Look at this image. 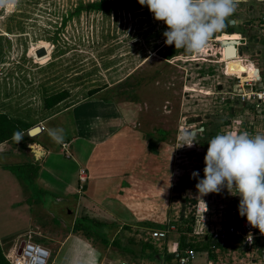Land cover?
I'll use <instances>...</instances> for the list:
<instances>
[{
	"label": "rangeland",
	"instance_id": "rangeland-1",
	"mask_svg": "<svg viewBox=\"0 0 264 264\" xmlns=\"http://www.w3.org/2000/svg\"><path fill=\"white\" fill-rule=\"evenodd\" d=\"M95 1L99 0H0V113L23 120L29 127L43 124L45 128L41 133L24 137L26 128L17 134L22 137L19 142L15 135L0 143V168L13 176L28 194L24 202L16 201L19 208L14 212L13 200L7 204V188L0 172V229L1 225L5 226L0 239L8 237L16 241L20 236L17 230L26 222L30 224L26 213L29 218L42 222L43 218L37 216L42 209L39 204H43L45 211H41L51 226L57 224L55 215L65 218V223L70 221L73 213L60 211L72 203L73 196L64 195L65 199L59 201L51 198L50 203L48 188L50 184L53 188L59 184H54L46 172L37 175V180L35 174L28 176L29 166L20 164L33 161L27 148L29 143H42L50 150L59 146L48 135L49 129L63 128L66 140L71 127L85 124L77 115L72 124L70 112L46 119L50 114L88 96L89 89L109 86L89 97L91 102L83 103V113L96 115L108 109L115 113V108L102 106L113 98L131 125L149 132L148 171L151 177L156 176L157 186L145 182L144 194L155 197L153 201L164 198L163 205L144 222H115L110 228H103L106 238L115 240L117 247L101 246L89 237H86L90 244L87 246L71 237L62 250L56 251L55 242L43 237L40 245L48 250L45 264H119L120 261L178 264L174 259L175 250H181L178 244L196 246L204 236L209 239L207 233L216 212L237 208L239 203V197L227 189L201 195L196 184L204 176L207 140L218 133L240 131L242 127L243 110L236 96L242 81L237 75L246 71L247 64L253 65L245 62L246 59L264 62V25H260L264 24V0H241L228 26L198 53L166 45L162 33L167 26L155 20L146 5L141 6L138 1L127 5L124 0H118L111 10L86 7ZM222 32H234L239 39H245L237 54L233 43L238 39L233 37L223 39L224 43L232 44L231 48L223 46L224 58L218 54L220 42L214 38ZM41 41L48 49L43 63L37 62L30 53L31 48L38 49ZM168 50L173 54L163 57ZM62 91V100L48 108L44 106L47 96ZM94 99L98 102L94 103ZM185 129H195L200 142L192 147H178ZM79 142H82L80 137L65 149L61 145L60 156L52 153L46 158V165L50 161L63 165L66 176L72 178L76 163L69 157L72 154L80 161L77 157L84 145ZM75 144L81 148L75 149ZM194 171L199 173L197 178L192 176ZM11 184L9 181L8 185ZM12 188H8L10 194ZM35 204L38 207L34 209ZM71 208L75 210L76 204ZM118 217L130 219L124 214ZM168 220H178L179 227L168 232L164 239L151 238L152 230L161 229ZM150 221L162 226L150 227ZM142 243L151 247L139 251ZM208 246L201 251L194 249L195 257L187 264H252L240 244L225 243L215 249Z\"/></svg>",
	"mask_w": 264,
	"mask_h": 264
},
{
	"label": "crops",
	"instance_id": "crops-1",
	"mask_svg": "<svg viewBox=\"0 0 264 264\" xmlns=\"http://www.w3.org/2000/svg\"><path fill=\"white\" fill-rule=\"evenodd\" d=\"M243 40L245 41V39ZM246 61L252 62L253 65H246V76L244 80L254 76L257 71V75L262 81V83L259 82L257 85H264V62L261 64L258 63V61L256 62V60L246 59ZM108 87L109 86H104L95 93L63 107L46 118L50 119V117L53 118L59 114L70 112L72 124L73 121L75 122V115H77L81 121L83 120L85 122L82 127L77 125L74 129L71 127V133L66 137V140L63 142L64 145L62 146V148L65 149L70 146L71 143L77 140L79 141V137L82 140L79 144L84 145L82 147L83 149H81L83 151L77 157L80 161L73 158L72 154L70 157L68 156L72 163H76L72 178L66 176L63 165L51 161L49 163L50 165H46V158L51 156L52 153L60 156L63 151L61 148L62 143H59V146L54 150L48 149L45 145H42V143H31L35 147L40 148L43 152L40 158L34 159L32 157L33 161H30L35 171L36 180L37 175H40L41 172H46L48 176L52 177L54 184H59L56 185L55 188L50 184V188H48L49 202L51 203V198V200L59 201L65 199L64 195L73 196L72 203H69L64 207L63 211H60V213L64 211L66 213H73L72 217L69 218L70 221L68 220L67 223H65V218L62 217L60 219L57 217L58 215H55L57 220L56 227L51 226V224L44 219L46 216L43 211H41L44 208L43 204H39L42 209L37 214V216L43 218L42 222L33 219V217L29 218V213L27 214L25 210L26 218L28 220L30 219V224L26 222L23 227L17 230V232H19L17 236L20 235L18 239L12 241L8 237L5 238V235H2L5 239H0V247L4 256L12 252L18 241L25 239L27 235L30 241L38 244H40V240L43 237L44 239H49V241L52 240L55 242L56 251L62 250L65 243H67L71 237L77 241H81L84 245L90 246L86 237L71 230L74 218L80 216L94 217L96 220L111 223L112 225H114L115 222L125 224L128 222H144L146 218L155 213V211L157 212V209L163 205L164 198L153 201L155 197L144 194L147 190L145 182L152 187H155V185L157 186L154 182H157L155 179L156 176L152 174L153 177H151V173L148 171L149 162L147 147H149L148 142L151 140L149 132H145L131 125L129 123V118L123 115L113 98L112 100L107 99L102 106L115 108V113H110L111 111L109 109L108 111H104V113L96 115H89L87 114L88 112L83 113L85 109V106H82L83 103L90 101L89 97L96 96V94L103 92L104 89ZM97 102L98 100L94 99V103ZM241 106L243 110V117L241 120L242 131H248L253 135L264 134V121L259 116V105L246 106L241 104ZM41 126L42 128L39 133L45 130L43 124H41ZM75 146L77 150L81 148H79L77 144H75ZM62 156L66 158V156ZM52 170H54V172ZM0 172L1 175L3 174V179L1 181L5 182L7 188V194L5 195L7 196V204L10 200H13L15 206L13 210L16 212L17 208H19L16 205L28 199V194L24 188H20L17 181H14L13 176L5 169L0 168ZM61 173L63 174L62 176ZM78 175H84L85 179L83 183H79ZM9 181H11L12 186L8 185ZM9 186L13 187L12 194H10V190L8 189ZM54 192H60L63 195L60 196L59 194H54ZM9 195L10 197L8 200ZM16 201H19V203ZM74 203L76 204L75 210L71 208V205ZM4 206H6V203H4ZM36 207L38 206L35 204L34 209ZM1 212L2 214L4 213V211ZM45 214L47 213L45 212ZM119 214H124L130 219H122L118 217ZM34 216L36 217V213ZM1 228L0 234H3L5 229L4 224L1 225ZM95 248L97 249V247L93 245V249ZM100 250L103 251L99 249V252H101ZM99 255L104 256L103 253Z\"/></svg>",
	"mask_w": 264,
	"mask_h": 264
},
{
	"label": "clouds",
	"instance_id": "clouds-1",
	"mask_svg": "<svg viewBox=\"0 0 264 264\" xmlns=\"http://www.w3.org/2000/svg\"><path fill=\"white\" fill-rule=\"evenodd\" d=\"M138 3L146 5L153 18L167 26L162 33L166 45L198 53L228 26L241 0H138ZM48 135L55 143L64 142L63 128L49 129ZM21 139L17 135V142ZM180 141L178 147H192L200 142L195 129H185ZM207 144L204 176L196 184L198 192L207 195L227 189L239 197V215L264 234V134L218 133ZM192 176L197 178L199 173L194 171ZM204 205L203 212L207 210Z\"/></svg>",
	"mask_w": 264,
	"mask_h": 264
},
{
	"label": "built area",
	"instance_id": "built-area-1",
	"mask_svg": "<svg viewBox=\"0 0 264 264\" xmlns=\"http://www.w3.org/2000/svg\"><path fill=\"white\" fill-rule=\"evenodd\" d=\"M264 33V30H263ZM220 42V41H219ZM244 45V40L236 43L237 50L239 46ZM223 44L220 42L218 54L221 58L223 56ZM256 70V69H255ZM262 81L257 75V71L254 76H251L248 80H244L240 83V92L236 94L244 105H259V116L264 121V85H257ZM264 84V83H263ZM243 86H246L244 90ZM255 102V103H254ZM40 129L42 128L41 125ZM242 131V129H240ZM64 145L63 143L61 144ZM84 175H78L79 183H83ZM199 209V208H198ZM202 210V209H201ZM204 210V209H203ZM225 213V214H224ZM234 214H239L238 210L231 208L225 212H216V218L213 220L212 225L208 230V237L212 242H216L219 245L229 243L232 245L240 244L245 248L244 254L250 258V262L264 264V234H262L257 228L251 227L246 219L242 217L238 221L234 220ZM200 215H198L199 217ZM195 217H197L195 215ZM175 229V224L172 221H167L161 227V229L152 230L150 233L151 238L164 239L168 232ZM249 236L251 240H249ZM206 238V236H204ZM22 241V245L17 252L18 244ZM18 241L12 252L5 254V258L9 264H45V260L48 257V250L42 247L38 243H34L29 240L27 235L25 239ZM218 245V246H219ZM173 250V249H172ZM256 254V256H254ZM195 257V250L191 247L181 250H175L174 259L178 264H187ZM119 264H131L126 261H120Z\"/></svg>",
	"mask_w": 264,
	"mask_h": 264
},
{
	"label": "trees",
	"instance_id": "trees-1",
	"mask_svg": "<svg viewBox=\"0 0 264 264\" xmlns=\"http://www.w3.org/2000/svg\"><path fill=\"white\" fill-rule=\"evenodd\" d=\"M115 1V2H114ZM125 3L127 5H132L134 3H136L138 0H124ZM11 2V0H10ZM118 2V0H99V1H95V2H90L86 5L87 8L93 9V10H111L114 7V4ZM228 30H226L225 32H227ZM37 48H43L44 53L40 56L35 55V50L36 48H31L30 49V53L33 56V58L39 62V63H43L46 60L47 54H48V49H47V45L45 42L41 41L39 43V45H37ZM172 50H168L163 57L168 58L172 55ZM97 90L99 89H89L87 90V95H90L92 93H95ZM64 98V92H57L54 94H51L49 96H47L44 99V106L45 107H50L52 105L57 104L60 100H62ZM26 128H29V126L26 124L25 121L20 120V119H14L11 117L6 116L3 113H0V143L3 141H7L10 138L14 137L15 135L19 134V133H23L22 131H24ZM24 137H28L26 132H24ZM20 165H27L29 166V168L27 169L28 172V176L35 174L34 172V168L32 167V165L30 163H26V164H20ZM31 168V169H30ZM29 170H31V173H29ZM235 210H238L237 208H234ZM178 220H181L182 215L179 214ZM242 216H240L239 214H234V220L238 221L239 219H241ZM178 220H171L176 226L175 228L177 229L179 227L178 224ZM147 224V223H146ZM163 224V223H162ZM112 226L111 223H107V222H102L99 220H96L94 218L91 217H87V216H80V217H76L73 219L72 221V225H71V230L72 231H76L77 233L83 235L84 237H89L92 240L97 241L101 246H107V245H112V246H116L117 247V243L116 241H110L106 238L105 234L103 233V228H110ZM148 226V224H147ZM150 227L153 226H162L161 224H156L153 223L152 221H150L149 223ZM148 226V227H149ZM181 232V231H179ZM203 243V244H201ZM199 245H194V244H189V243H182L180 242L178 244V249H182L184 246L187 247H192L195 250L201 251V250H205L206 245L208 244V247L211 248H215L217 247L219 244L216 242H211L210 239L206 238H202V242ZM140 248L139 251H142L144 247H151L150 244L147 243H142L140 244ZM126 249V247H123ZM0 264H9L8 261L5 259L2 251H1V247H0Z\"/></svg>",
	"mask_w": 264,
	"mask_h": 264
},
{
	"label": "water",
	"instance_id": "water-1",
	"mask_svg": "<svg viewBox=\"0 0 264 264\" xmlns=\"http://www.w3.org/2000/svg\"><path fill=\"white\" fill-rule=\"evenodd\" d=\"M241 41H242V39L240 38V39L237 41V43H239V42H241ZM222 42H223V41H222ZM43 53H44L43 48H38V49L35 50V55H37V56H40V55H42ZM230 54H231L232 56L234 55L233 50L230 51ZM236 54H237V48H236ZM39 131H40V126H39L38 124H36V125H33V126L27 128L26 134H27V136H33V135L38 134ZM27 148H28V150H29L31 156H32L34 159L40 158V157L42 156V153H43L42 150H41V154H40V155L35 156V151H36V149L31 148V144H30V143L27 144ZM21 245H22V241H20L19 244H18L17 252H19V247H20Z\"/></svg>",
	"mask_w": 264,
	"mask_h": 264
},
{
	"label": "bare ground",
	"instance_id": "bare-ground-1",
	"mask_svg": "<svg viewBox=\"0 0 264 264\" xmlns=\"http://www.w3.org/2000/svg\"><path fill=\"white\" fill-rule=\"evenodd\" d=\"M224 37H233L234 39L236 38V39H238L239 40V37H236V34L234 33V32H230V33H225V32H222L221 34H219V35H217V37H215L214 39H216L217 41H220V42H222V44H223V46L224 47H227V48H231L232 47V44L230 45L228 42L227 43H224ZM233 44H236V43H233ZM245 62H247V61H245ZM223 67H224V65H223ZM224 70V69H223ZM226 71V70H225ZM224 71V72H225ZM227 74H231V73H228V72H226ZM226 74V75H227ZM234 74V73H233ZM242 75H244V77L246 76V71H244V72H241V74L240 75H237L239 78H240V81H244V77H241ZM246 80H248V79H246ZM240 84V83H239ZM238 84V85H239ZM31 144V143H30ZM31 148H33V149H36V151H35V156H38V155H40L41 154V149L40 148H37V147H35L33 144H31Z\"/></svg>",
	"mask_w": 264,
	"mask_h": 264
}]
</instances>
